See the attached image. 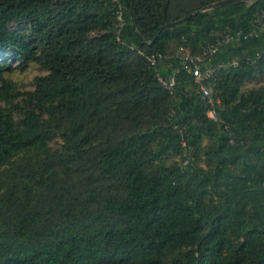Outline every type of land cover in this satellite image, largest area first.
<instances>
[{"label": "trees", "instance_id": "trees-1", "mask_svg": "<svg viewBox=\"0 0 264 264\" xmlns=\"http://www.w3.org/2000/svg\"><path fill=\"white\" fill-rule=\"evenodd\" d=\"M218 1L0 0V264H264V85L243 91L264 30L210 58L241 61L217 120L174 56L251 32L264 0L166 27ZM13 62L47 73L21 92Z\"/></svg>", "mask_w": 264, "mask_h": 264}, {"label": "built area", "instance_id": "built-area-1", "mask_svg": "<svg viewBox=\"0 0 264 264\" xmlns=\"http://www.w3.org/2000/svg\"><path fill=\"white\" fill-rule=\"evenodd\" d=\"M118 20L119 23L117 24L116 30L117 33L120 34L125 25V20L123 18L122 12L118 13ZM263 30L264 10H260L257 12L255 18L253 19V29L251 32L245 34H243L242 31L236 33L224 32L220 39H218L215 43H208L206 46H204L202 51L192 53L187 48L182 46L174 54V56L177 57L180 61L177 71L184 70L192 74L199 82L205 80L209 81L208 84H202L201 93L202 97L211 104V109L209 110L208 114L212 119L217 120L215 105L221 102L219 94L216 93V76L218 75V71L222 68L238 67L241 61L238 58H234L229 62L213 64L209 63L210 58L219 50V48L223 44L240 40L243 36H257ZM262 57H264V48L258 51L256 55V58ZM147 58L153 66L157 67V64L167 59L168 56L159 53L149 55L147 56ZM156 70L158 69L156 68ZM158 79L167 89H172L175 86V76L164 78L158 74Z\"/></svg>", "mask_w": 264, "mask_h": 264}, {"label": "rangeland", "instance_id": "rangeland-1", "mask_svg": "<svg viewBox=\"0 0 264 264\" xmlns=\"http://www.w3.org/2000/svg\"><path fill=\"white\" fill-rule=\"evenodd\" d=\"M14 69L11 72H5L4 76L8 79H11L17 87L18 91L25 92L28 90H33L34 85L33 81L37 75H43L47 73V70L42 68L40 65L36 63H28L27 65H19L18 63H12ZM264 85V73L258 75L254 80L248 81L245 83L243 91L249 90L251 88H258ZM20 97L18 100H21ZM17 102V101H16ZM2 106H5L2 103ZM18 118V115H16ZM61 143V140L58 138L57 141L52 142L54 147H58ZM206 144V142H204Z\"/></svg>", "mask_w": 264, "mask_h": 264}, {"label": "water", "instance_id": "water-1", "mask_svg": "<svg viewBox=\"0 0 264 264\" xmlns=\"http://www.w3.org/2000/svg\"><path fill=\"white\" fill-rule=\"evenodd\" d=\"M243 1H251V0H220V1H218V2H215V3L210 4L208 7L203 8L202 10H199V11H197V12H193V13L189 14V15L186 16L185 18H182V19H180V20H178V21H175V22H171V23L167 24L166 27H171V26H174V25H176V24H178V23H181V22L184 21L185 19H187V18L193 16L194 14H196V13H198V12L205 11V10H208V9H212V8L218 7V6H220V5H224V4H228V3H232V2H243Z\"/></svg>", "mask_w": 264, "mask_h": 264}]
</instances>
